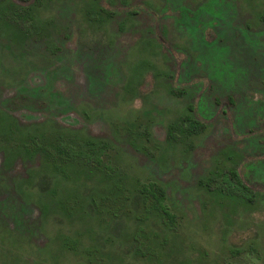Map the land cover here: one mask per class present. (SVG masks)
I'll return each instance as SVG.
<instances>
[{
	"label": "rangeland",
	"instance_id": "374dc122",
	"mask_svg": "<svg viewBox=\"0 0 264 264\" xmlns=\"http://www.w3.org/2000/svg\"><path fill=\"white\" fill-rule=\"evenodd\" d=\"M98 8L109 15L94 23L86 13ZM261 16L264 0H43L38 31L50 22L58 30L50 50L0 28V110L24 128L108 142L111 166L128 185L163 187L174 216L171 230L157 219L142 224L130 201L116 212L110 199L97 216L44 218L35 189L16 191L37 161L5 170L0 155V264H264ZM188 107L205 131L185 153L165 135ZM226 169L253 204L198 185ZM138 229L151 262L133 256L135 242L124 256Z\"/></svg>",
	"mask_w": 264,
	"mask_h": 264
},
{
	"label": "trees",
	"instance_id": "16d2710c",
	"mask_svg": "<svg viewBox=\"0 0 264 264\" xmlns=\"http://www.w3.org/2000/svg\"><path fill=\"white\" fill-rule=\"evenodd\" d=\"M20 1L27 6H18L10 0H0L2 32L13 36L14 41L20 45L35 42L50 50L49 37L56 35L58 30L50 22L44 27L46 32L38 31L35 13L43 0H33L31 3H28L31 0ZM101 13L109 15L99 8L87 12L86 15L95 23ZM261 19L264 20V16H261ZM52 46L51 51H56L53 43ZM187 110V113L169 123L165 136L167 145H181L185 153H190L195 147L194 139L205 131V126L196 119L192 107ZM141 139L145 140L146 137ZM110 150L108 142L93 139L78 131L62 128H24L12 115L0 110L2 168L10 170L19 161H37L36 168L26 170L25 177L21 185L16 187V191L22 193L24 187L36 190L40 216L46 218L51 215L61 220H70L77 214L97 216L103 213L102 208L106 202L113 199V204L118 205V208L115 207L116 212L120 206L130 201L135 208L136 221L143 224L157 219L171 230L174 216L165 205V189L154 183L138 187L136 184L128 185L127 177L111 166ZM227 157L232 158V153L228 152ZM212 184L219 185V188L215 187L217 191L214 190L217 196L223 197L224 194L233 203L245 207L254 203V195L241 184L238 175L232 170L226 169L221 173L219 171L215 177L198 180V185L207 192H212ZM81 190L86 191L81 194ZM114 217L116 214L113 212L109 216L110 221ZM138 233L127 243L135 242L138 245L132 253L135 258L151 262L157 258L155 251L151 245L141 251L142 242L138 237H147L142 234V229H138ZM147 240L149 241V238ZM130 247L131 243L124 256L131 254ZM93 249V252L98 254L102 251Z\"/></svg>",
	"mask_w": 264,
	"mask_h": 264
}]
</instances>
